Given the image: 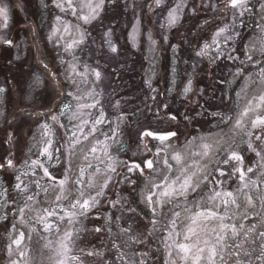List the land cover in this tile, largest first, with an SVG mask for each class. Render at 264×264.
<instances>
[{"label": "snow or ice", "instance_id": "1", "mask_svg": "<svg viewBox=\"0 0 264 264\" xmlns=\"http://www.w3.org/2000/svg\"><path fill=\"white\" fill-rule=\"evenodd\" d=\"M157 7L163 4V0H154ZM250 0H225V9L231 8L233 10L239 9V13L233 12L232 23L225 24L222 27H218L213 34L212 42L209 44L205 42L196 55L204 57L209 54L210 49L215 46L217 52L215 56H210V60L215 62V59L224 55V51L220 49L219 37L223 35V42L228 44L229 42L239 39L243 42L244 37L240 31H236V20L238 17L242 18L245 12L249 10ZM260 8V22L256 24V27L260 29L261 36L259 44L255 41H249L243 44L241 54L244 56L243 60L239 61V65L236 66L235 71L231 73L232 80L221 81V84L231 85L232 83H240L239 91H235V98L230 95L229 91H224L221 97V103L228 111H215L211 115L216 118V127L220 128V133L215 135H200L194 136L191 140L186 139L185 149L190 148L196 140H199L197 151L186 152L177 146L174 141H178L180 137L179 129H157V130H144L140 133L138 139L140 143L137 145V151L143 148L144 152L151 153V158L143 157L139 162H133L129 164L128 161H121L118 157L113 156L110 149L113 143L123 146V141L119 139L121 135L119 131V124L116 127L109 125L108 132H100L104 136V140H95L89 149L88 154H85L83 159L88 161L86 165L79 167V173L73 180L75 185L80 187L76 188V198L70 201V211L64 210V216L59 217V221H64L65 216L68 218V225L79 223V218H87L90 211L96 208L106 198V190L109 189L112 181L120 175L117 169L123 166L127 169V173L138 172L139 176L145 180L144 188L141 191V202L150 210L151 219L149 220L150 228H147L145 239L151 237L157 231L165 232L162 243L167 252L168 257L171 260V264H264V190L259 188V184L264 183V179L246 180L247 173L253 171L252 167L247 168V173L242 167L232 168L231 175L239 172V180L241 182L240 187L236 190L243 195L244 208L241 211V203L239 197L233 191L223 190V180L216 179V173H219L220 177L226 175L223 170V166L230 165L231 161L238 163L243 162V157L239 154L240 144H237L236 138L240 137V143H246L247 148L256 152V155L261 158V169H264V154L257 151L253 146V137L256 141H260L264 145V0H257ZM67 8L71 10L72 15L76 16L77 20L84 24H91L97 20L104 10L105 0H87L86 3L82 2L79 14L77 8L73 5V0H66ZM57 7L61 8V11H65L63 3H58ZM183 7V0L175 7L170 8L167 14L168 25L171 27L179 20V10ZM253 8L255 5L252 6ZM87 9V12L84 9ZM195 11V9H193ZM60 21V17L56 18ZM9 21V9L7 5L0 4V27L6 28ZM207 23V22H206ZM140 21L137 20L133 25V32L130 37L133 41V46H137ZM240 25L244 26L243 19H240ZM72 27L70 23L64 24V31L68 32ZM76 30L79 33V38L74 39L72 43L67 44L65 50L68 51L74 46H79L85 43L88 33L81 29L80 24L76 26ZM58 30H53V35ZM112 35L111 28L105 33L106 43H108L111 52H117L116 46L112 43L110 37ZM51 39V37H50ZM167 40L165 36L163 38ZM0 40L4 43L11 44V40H6L0 36ZM149 51H154V45L156 41L152 38L151 32L148 33ZM236 48L229 50V59L239 60V57H234L231 52L236 51ZM76 57L73 56V60ZM47 68V65H45ZM87 70V65H85ZM175 71V69H173ZM96 80L101 79V72L99 70H93ZM86 73L77 71V65L69 62V68L65 70L63 75L65 81H71V84L67 85L68 88H74L75 91H67L65 93H59L70 98L67 102H62L54 114L50 115V120L57 124L60 128L65 129V137L67 138V164L68 167L64 170L62 178L57 180L56 176H53L48 167L40 162L39 159L31 160V164L25 161V165L35 170L37 167L43 169V177H47L49 185L51 187H58L59 192L55 196L56 202H62L69 200L70 193H66V185L70 179L72 157L76 145L80 142V138L77 136V132L81 133L83 138L87 140L89 137L94 136L100 131L99 127L106 119L105 112L102 107V102L94 98L95 89L90 90L86 95L92 99L91 103H85L84 96L77 95L79 91V83L77 77H83ZM52 79L56 81L57 73H50ZM242 81V83H241ZM57 85L59 81H56ZM149 87H151L150 81ZM172 89L169 88L170 92ZM193 90L192 78L189 76L186 85L182 89L181 94L187 96ZM4 89L0 88V92ZM155 91V89H153ZM203 91V90H201ZM252 92L250 98L249 93ZM244 97L246 102L243 106L240 104L241 97ZM73 101L75 107H73ZM235 105L237 111L235 115H230L231 105ZM99 106V113L93 116L91 112H85V109H96ZM164 109H169L167 103L163 104ZM203 113H197L202 115ZM156 117H159V108L156 112ZM167 119L169 121H176L178 114L173 113L171 110L167 112ZM67 117L69 123L72 124V128L69 130L62 122V118ZM118 120L121 118L118 117ZM185 120H191L187 115L184 116ZM75 122V123H73ZM87 126V131L85 128ZM227 128L228 131L224 132ZM42 136L40 144L43 145L39 149L40 156H47L49 160L53 159V153L50 151L53 145L51 136L53 134L52 127L47 123L41 125ZM69 131L71 135H69ZM247 137V140H244ZM145 138H151L157 141L156 151L152 152L148 147V141ZM111 142V143H110ZM60 155L59 148L55 150ZM100 153L101 155H97ZM89 155L97 163L94 171H89L93 168V163L89 160ZM137 153L133 152V156ZM223 156V158H221ZM191 158L190 161L188 158ZM59 159V157H56ZM100 165H104L101 168ZM160 165V167H157ZM215 165V167H213ZM63 167V165H61ZM14 167L13 160L8 159L5 164H0V168ZM148 173V175H146ZM173 173H176L173 175ZM162 175V179L159 181L156 176ZM27 175V173H24ZM261 177H264V171L260 173ZM42 177V178H43ZM85 177H87L85 179ZM102 177V182L98 178ZM230 178V175H229ZM18 183L15 185L16 189L22 192L27 191V186L21 188V177L17 176ZM124 180L135 184L136 182L130 180L127 174L124 175ZM120 182V181H117ZM211 185L209 193L207 194V206H205L204 197L195 198L199 196V192L204 187ZM217 185L221 186L217 189ZM37 187H40L39 182L36 183ZM85 189L94 190V195L87 194ZM256 189L255 198L251 194V190ZM47 193L48 189H43ZM248 190V191H245ZM6 194V190L0 195ZM39 195V193H36ZM190 196L194 197L190 199ZM121 197H117L116 200L111 201L113 206L120 204ZM32 195H26V201L23 207L18 209V214L21 218V224L25 223V209L29 207L28 201H32ZM257 201L259 202L260 211H253L256 208ZM171 205L168 208V213H164L163 209L166 206ZM59 206V204H58ZM99 210V209H97ZM43 214H38L36 217V223L43 226V230L46 233L51 234L52 225L49 224L48 218L56 216L55 208L52 210L43 209ZM129 212L136 213L135 208H129ZM182 213L184 214L182 218ZM258 217L256 223L246 225L244 221L249 219V216ZM161 217H163L167 223H162ZM119 219V217L117 218ZM187 223H184V221ZM231 221V222H228ZM107 222H111V216H107ZM183 224V228L178 225ZM211 225V227L209 226ZM12 229L16 231V225H12ZM31 232H37V228H32ZM94 232L100 233L104 231V228L97 227L93 229ZM107 231L110 233L111 228L108 227ZM121 232L127 235V240L124 241V247H131L133 242L142 243L140 239V233L133 235L131 233V225L127 229H121ZM56 233L58 239L53 241L46 237H41L45 241L43 247L49 249L52 255L49 256V264H83L79 255H73L74 237L78 236L79 230L74 227L69 230L65 229L63 234L60 235L59 224L56 225ZM31 239V236L28 237ZM25 239V233L19 231L18 235H15L11 239V242L7 245V251L11 256L13 253V245L16 246L18 255L23 258L25 253L20 251V246ZM251 244L249 248L247 245ZM257 244L259 248L258 255L255 256V262L251 259L253 254L257 251ZM113 248L117 249L115 259L102 260L101 264H147L146 257L147 252L139 253L137 258L136 252L126 254L121 250V245L113 242ZM81 251H84L81 249ZM175 252L177 259H171ZM87 256H96L102 258L104 252L97 249H92L86 252ZM247 258V259H246ZM10 264H21L20 260H11ZM23 264H32L31 260L25 259ZM166 264H169L166 261Z\"/></svg>", "mask_w": 264, "mask_h": 264}, {"label": "rangeland", "instance_id": "2", "mask_svg": "<svg viewBox=\"0 0 264 264\" xmlns=\"http://www.w3.org/2000/svg\"><path fill=\"white\" fill-rule=\"evenodd\" d=\"M121 0H105V5H104V10L101 13L100 17L93 21L91 24H84L83 22H80L77 20L76 16L72 15V12L70 9L67 8V4H66V0H35V6L37 5L38 7V16L39 14H41L42 12H50L49 13V17L44 15V19L43 22L45 23V25L43 26V32L39 35L42 36V38L39 39V41L43 42V40L47 43V47L49 48V50H52L53 52V58H52V64L50 67L54 68V71L56 73L60 74V77H63V75H61V73H64L66 69L69 68V62L71 63H75L78 67H77V71L81 72V73H86L85 76L83 77H77V81L79 83V91L76 92L77 95H81L84 96V101L85 103H91L92 99L87 97V93L92 90L95 89V95L94 98L97 100H100L102 102V107L103 110L105 112V116L106 119L104 121V123L99 127L100 131L97 132L94 136L89 137L87 140H85L83 138V136L81 135V133L77 132V136L80 138V142L76 145L75 150H74V155L72 157V166H71V173H70V179L68 184L66 185V193H70V197L69 200H64L62 202H56L55 201V196L56 194L59 192L58 187L54 188L51 187L48 183V181L46 180V177H43V169L37 167L35 170H33L31 167L26 166L25 165V161H28V164H31V160L33 159H39L40 162L42 164H44L45 167H52L54 165H57V169H54V173H59L61 175V178L64 175V170L65 168L68 167L67 164V152L65 151V149L67 148V138L65 137L64 133H65V129L64 128H60L57 124H55L54 122H52L50 119H44L45 117H41L38 116L34 119L33 117V121L31 122L30 118H32V116L29 114L31 113L32 115H36V113L33 111L35 109H29L30 106H35L34 108H36L38 111H41V109L44 107L42 105L39 106V101L36 100V88L31 84L29 85V91L26 92L25 90L22 91V93L20 92V90H15L14 87H12L11 93L15 94L16 97H14L10 102L13 104V106H15L14 108H20L18 110V119L19 121H23L21 123H18L19 125L22 124L21 129H17V136L13 137V144L16 145V147L18 146L19 148V154H18V159L20 161V164L17 165V167L13 170V172L15 173V177L13 178L12 183H6L4 180H0V193H3L4 190H6V194L0 195V216H3V219L8 220L7 222L10 221V224L12 223L16 225V230L20 225V229L21 231H23L25 233V239L23 240L21 246H20V251H23L25 253V256L23 258H21L18 255V252L16 251V246L13 245V253L10 256L8 251L7 253L0 259V263L8 260L5 264H10L11 260H20L21 264H23V261L25 259H29L31 260L32 264H49L48 258L49 256L52 255V252L49 249H46L43 247V244L45 243V241L43 239H41V237H46L48 239H52L53 241H55L56 239H58L57 233H56V225L59 224L60 227V235L63 234L65 229H69L71 230L73 227L75 229L78 228V230H82V218H79V222L75 223L74 226L73 225H68L67 223V217L65 216L64 221H59V217L60 216H64V210H71L70 209V201L74 200L76 198V188L80 187L79 185H75L73 183V180L75 179V177L78 175L79 173V167L86 165L88 163V161H85L83 159L85 154H88L89 149L91 148L92 144L95 142V140L99 139V140H104V136L100 134V132H108L109 131V125H111L112 127H116L117 124H119V131L121 133V135L119 136V139L123 141V146H119L115 143L112 144L111 146V153L113 156L118 157L121 161H128L129 164L130 162H132L134 160V158H143V157H148L151 158V154L150 153H146L144 152L143 148H140L139 151H137V145L140 143L138 137L141 133V129L140 131H138V135L136 137V139L133 140V138H130V136H126L125 138L123 137V134H127V131L129 130V119L126 115V113H128L131 110V106L125 107L126 109L123 108L122 104L124 100L126 101H130L131 97L130 95H124V96H117L114 97V92H113V86L111 83V72H109L108 70L105 71L100 65L99 68H101V79L100 80H96L95 75L92 74L94 73L93 70H97L96 67V63L93 62L94 58L92 56H94V51L90 50L91 52H88V46L89 44L92 45H96L99 44L101 41L102 42V46L106 52V54L109 57V60L111 61V57L114 56L113 52H111L108 43H106V39H108V37L105 36V33L108 31L109 28H111L112 30V35L110 37L111 41H113V36H116V34H118V36H121V30L120 28L115 26L116 24H120L121 25V20L118 21L119 18H121L122 20L124 19V16L121 15L119 16L118 14V9L115 10L114 15H112V10H111V5H117V3H120ZM123 1V0H122ZM84 2L86 3L87 0H73V5L77 8L78 10V14H79V9L81 6V3ZM145 3L150 2L153 5V8L148 11L145 15H144V19L145 22L148 20L150 24H147V28H145V26L139 24V32L140 35L138 37V41H137V47L141 48V46L143 47V54L146 55V57H148L145 60V65L143 67V72H144V83L146 84V86H148V88H150V92H151V98L152 100H154L152 109L154 110L155 114L157 112V109L159 108V117L157 118L156 115H154L152 117V120L154 122H156L157 124H160V129H179L180 131V137L178 141H174V143L177 144L178 147H180L181 149H184L186 152L189 151H197L198 150V145L200 143L199 140H196L194 142L193 145L190 146V148L185 149V141L186 139L191 140L192 137L194 136H200V135H209V134H217L220 133L221 129L216 127V118L213 117L211 115L212 112L215 111H228V109H226L224 107V105L221 103V97H222V93L224 91H229L230 95L233 97V99L235 98V91H231V89H235L236 91H239L240 89V83H232L231 85L228 84H224L223 88H221V90L219 91V98L216 99L215 105L214 107L211 109V111H209V115H205L203 112H205L204 110V106L202 107L203 110H197L198 112H191L187 115L188 117L191 118V120H185L184 119V114L181 113L182 109H177L175 114H178V119L176 121H169L167 119V112L169 111L168 109H164L163 108V104L167 103L169 104V99L170 96L166 95L163 97L162 100H160V90L157 87H155L154 84V80L155 77L157 76V70L154 69V61L151 62V60H154L158 54L160 53H164V48H163V44H166L167 40H164L163 38L165 36H170V29L172 27L178 26L179 24H181V22L183 21H187L186 19H184L186 17L187 11L192 13V12H196L195 14H200L202 11L205 12V16L201 15L200 17L204 18L205 17H215L217 18V14H219V24L217 26L218 27H222L225 24H231L232 23V16H233V12L236 11L237 14L239 13V9L233 10L231 8H227L225 9L224 4H225V0H183V7L179 10V20L177 21V23H175L173 26H169L168 25V21H167V14H168V10L170 8L175 7L178 3H181V0H163V4L161 6H159L158 8L162 9L159 12V15H155L154 19H152L153 17V12H154V7H155V2L154 0H144ZM58 3H63L64 7H65V11H61L60 7H57ZM109 3H113L111 5H109ZM125 3V1H124ZM144 4V3H143ZM151 5V6H152ZM255 5V7L253 8L252 6ZM135 5H131L132 8L129 9L130 15H133L131 18L139 20L138 17V13L140 12H136L135 9L136 7H134ZM249 10L247 12H245V15L240 18L238 17V19L236 20V31H240L241 34L244 37L243 42H241L239 39L229 42L228 44H225L223 42V35L221 37H219V42H220V49L222 51H224V55L219 56L218 58L215 59L216 63L218 60L223 59L224 61L226 60V66L227 67V74H225L223 77H227L226 81H230L232 80V76L231 73L235 71L236 66L239 65V61L244 59V56L241 54V50L243 49V44L244 43H248L250 40L251 41H255L257 43V45L259 44V39L261 36V32L260 29L255 27V25L253 26V23L255 24L254 19H257V23L260 22V8H259V3L257 2V0H250L249 5H248ZM10 9V8H9ZM193 9H195V11H193ZM51 10V11H50ZM11 11V9H10ZM85 12H87V9H84ZM41 12V13H40ZM46 12V13H47ZM202 12V14H204ZM250 12V13H249ZM247 13L249 14L247 16ZM44 14V13H43ZM128 16V17H129ZM140 16V15H139ZM57 17H60V21H57ZM149 18V19H148ZM151 18V19H150ZM201 18V19H202ZM115 19V20H114ZM127 19V17H126ZM240 19H243L244 21V26L240 25ZM41 19H40V23H41ZM39 22V21H38ZM70 23V25L72 27L69 28L68 32L64 31V24L65 23ZM136 20L131 21V23L128 21H125V27H126V36L127 39L129 41V44L133 46V41L130 37V34L133 32V25L136 24ZM156 22H159L160 25H157ZM204 23L205 21H201V23ZM80 24L81 29H83L84 31H86V33H88L87 38L85 43L79 45V46H74L72 49H69L68 51L65 50V47L67 44L72 43V41L74 39H78L79 38V33L76 30V25ZM247 23V26H246ZM144 24V25H146ZM185 25V24H184ZM8 28L11 27L10 25H7ZM247 27V28H246ZM217 28L213 31L212 33V37L213 34L216 32ZM7 29L0 27V36L3 35V31H5ZM57 29L58 31L56 32L55 35H53V30ZM37 30V28H36ZM149 31L151 32L152 36H155V41L156 44L153 46L154 47V51H149V40H148V33ZM199 32V31H197ZM125 31L123 32V36H124ZM146 33V34H145ZM99 36H98V35ZM187 35V31L185 33ZM142 36V39H141ZM161 36H163L161 38ZM188 36V35H187ZM4 39L8 40L10 37L7 36L6 32L5 34L2 36ZM15 40H17V45H18V50H20V48H22V43L21 40H19V36H14ZM51 37V39H50ZM96 37H101L100 40L95 41ZM104 37V38H103ZM157 37H158V41H157ZM28 40V39H27ZM143 42H142V41ZM89 41V42H88ZM145 41V42H144ZM27 42V41H26ZM28 42H30L28 40ZM44 42V43H45ZM114 42V41H113ZM148 42V43H147ZM212 40L209 41V44H211ZM115 43V42H114ZM144 43V46L142 45ZM1 44H4L3 40H0V47ZM199 45L201 43H198ZM45 46V45H42ZM99 47L98 46L96 48V51L99 53ZM52 48V49H51ZM95 48V47H94ZM117 48V46H116ZM231 48H236L237 50L234 52H231V55L234 57H239V60H233V59H229L228 55H229V50ZM15 43L13 45V50H12V58L14 59L15 62H19V59L16 57V52H17ZM160 49V52L157 53V50ZM192 50L194 49L193 46L191 48ZM141 52V50H140ZM217 52V48L215 46H213L210 51L209 54L207 55V57L210 56H215ZM26 52H23L21 56L25 55ZM27 55V53H26ZM81 57H80V56ZM73 56L76 57L75 60H73ZM174 60L176 59L175 57H173ZM61 61V64H59V62ZM108 61V59H106ZM105 59L102 60L101 65L105 66V62H107ZM13 61V62H14ZM58 63H57V62ZM109 61V62H110ZM79 63H81V65L79 66ZM87 63V64H86ZM59 64V67H58ZM100 64V63H99ZM85 65H87V70L85 69ZM25 67H28V65L25 62ZM196 68V67H194ZM17 69V68H16ZM159 70V69H158ZM35 73V72H34ZM36 74V73H35ZM103 74V75H102ZM105 78H104V77ZM169 76L171 77V75L169 74ZM34 78V77H33ZM49 78L51 79V77L49 76ZM173 81L176 82L178 81L179 77L176 76V74L173 75ZM64 79V77H63ZM56 80H59V77L56 76ZM62 80V78H61ZM151 83V87H149V82ZM223 81V80H222ZM179 82V81H178ZM64 87H63V93L67 92V91H75L74 88H68L67 85L71 84V81H65L64 80ZM242 83V81H241ZM185 84L181 87L178 86V88H176L175 90L172 89L171 91H178L180 93V91L182 92V89L184 88ZM14 86V85H12ZM27 86V85H25ZM55 86V85H53ZM3 86H0V88ZM17 87V86H15ZM48 91L52 90L53 94L54 92L57 93L56 89L54 90V88L52 87V81L49 80V82H47V86ZM192 88L194 91V93L196 95H200L198 94L199 90V86L196 89V82H192ZM3 89V88H2ZM25 89V88H24ZM62 89V85H60V90ZM153 89H155V91H153ZM6 91V89H5ZM3 92L2 95H4L6 92ZM200 91V90H199ZM167 94H170L169 91H167ZM233 92V93H232ZM153 93V94H152ZM202 93V92H201ZM194 94V95H195ZM253 93L250 92L248 98L251 97ZM111 95V96H110ZM20 97H22V101L23 103L19 100ZM110 97V98H109ZM68 97H66L65 95H62L61 98V102H67L68 101ZM196 100V106L198 107L199 101H197V98L195 97V99L193 101ZM25 102V103H24ZM110 102V104H109ZM246 102L245 98L242 96L240 99V104L241 106L244 105V103ZM59 103H57V106L60 105ZM220 104V107L219 105ZM124 106L126 104H123ZM22 106V107H21ZM139 106V112L141 114L145 115L146 113H148L150 111L149 107L151 106V104H149V106L146 107V105H143L141 103H138ZM171 106L173 107V109H176L175 104H171ZM73 107H75V102L73 101ZM231 111L229 112L230 115H235L237 108L235 107V105H231ZM141 109V110H140ZM7 107L3 106L0 104V129H2V131H0L2 135H4V128L6 127V116L9 114V111L6 112ZM33 111V112H30ZM121 112V116H118V113ZM144 111V113H143ZM85 112H91L93 114V116L98 115L99 113V106L96 109H85ZM197 113H203L202 115H197ZM54 114V113H53ZM25 115H28V117L25 118ZM121 117L120 120H118L117 118ZM5 118V119H4ZM123 118V119H122ZM28 120V121H25ZM25 121V122H24ZM47 122L53 129V134L51 136V139L53 140V145L52 148L50 149V151H52L53 153V159L49 160L47 158V156H40L39 155V149L41 147H43L42 144H40L41 141V136H42V129H41V125L43 123ZM62 122L66 125L67 129H71L72 128V124L68 122L67 117L62 118ZM15 123V122H14ZM75 123V122H73ZM15 127V126H14ZM17 128V127H16ZM157 130V129H154ZM87 131V126L85 128V132ZM228 129L225 128L224 132H227ZM3 132V133H2ZM69 135H71V132L69 131ZM19 136V138H18ZM247 137H244V140H247ZM236 142L237 144H240V147L238 149L239 154L244 156L245 154L247 155L248 153L251 154V156L248 159H244L243 157V162L238 163L236 161H231L230 165L227 166H223V170L225 171L226 175L224 177H220L219 173H216V179L219 180H223L224 183L222 185L223 190H227V191H233L238 197H239V202L241 203V211H243L244 208V198L243 195L239 192H236V190L240 187L241 182L239 180V172L235 173L234 175H231L232 172V168H240L242 167L244 169V171L247 173V168L248 167H252L253 171L251 173H247L246 175V180H256V179H264V177L260 176L261 171H264V169H261L260 165H261V158L259 156L256 155V152L250 150L247 148L246 143L241 144L240 143V137L236 138ZM111 143V142H110ZM156 144L157 142L153 143L151 146V142L148 143L149 146H151L152 151L155 152L156 151ZM253 146L256 148L257 151L261 152L262 154H264V145L261 144L260 141H256L253 137ZM59 148L61 150V152H63V155H60V153H57L55 150ZM154 149V150H153ZM133 152H136L137 155L133 156ZM97 155H101L100 153H97ZM56 157H59V159H56ZM221 158H223V156H221ZM190 161V157L188 158ZM89 160L93 163V168L90 169L89 171H94L95 169V165H96V161L93 160L92 156L89 155ZM63 165V167L61 166ZM101 168L104 167V165H100ZM123 166L118 167L117 171L122 168ZM157 167H160V165H157ZM213 167H215V165H213ZM122 174L119 175L117 177L118 184L122 185L123 183L127 182L126 180H124V175L127 174V176L129 177V175L133 176V172L132 173H127V169L125 167H123L122 169ZM24 173H27V175H24ZM139 175V173L134 172V174ZM176 173H173V175H175ZM146 175H148V173H146ZM154 176H156V179L159 181L160 179H162V175H156V174H152ZM230 175V178H229ZM20 176L21 177V188H24L25 186H27V191L26 192H22L19 189L15 188V185L18 183V181L16 180V177ZM43 177V178H42ZM87 177H85L86 179ZM100 182H102V177L98 178ZM130 179V178H129ZM138 182L133 185V188H135L136 190V199L137 200H133L131 197L127 203V201H124V203L126 205H124L125 207H127V209L129 208H135L136 210L139 209L141 207H144L145 204L141 202V191L144 188L145 185V180L143 178H141L140 176H138ZM117 182V180H115ZM39 182L40 187L36 186V183ZM114 184V180L112 181V183L110 184L111 188ZM211 187V185L204 187L202 191L199 192V196L195 197V198H200V197H204V202H205V206H207V194L209 193V188ZM217 189L219 190L221 186L217 185L216 186ZM47 188L48 191L47 193H45V191L43 189ZM259 188L261 190H264V183L259 184ZM87 194H92L94 195V190L91 189H85ZM248 191V190H245ZM109 189L106 190V195L108 194ZM36 193H39V195H36ZM251 194L253 195V197L255 198L256 196V189H252L251 190ZM26 195H32L33 196V200L32 201H28L27 203L29 204V207L25 209V216H24V221L25 223L21 224L20 220V216L18 214V209L20 207H23L26 201ZM113 195V194H112ZM119 195V194H117ZM110 196V195H109ZM107 197V196H106ZM111 197V196H110ZM194 197L190 196V199H193ZM105 199H102L101 203L105 202ZM123 199V197H122ZM121 199V200H122ZM126 200V199H123ZM132 200V201H131ZM123 203V202H122ZM59 204V206H58ZM144 206H142V205ZM146 207V206H145ZM171 207V205L166 206L163 211L164 213H168V208ZM53 208H55L56 211V216L54 217H49L48 221L49 224L52 225V230H51V234L44 232L43 230V226L42 225H38L36 223V217L38 214H43V209H48V210H52ZM146 209L149 211L147 216L144 218L145 220H147V223L144 222V229L145 233L147 231V228H150L151 225L149 224V220L151 219L150 216V210L146 207ZM143 212L144 210L141 209ZM255 212H259L260 211V207H259V202L257 201L256 204V208L253 210ZM136 213H139L138 211H136ZM110 215L111 216V222L109 223L111 226L112 224V216L110 213L107 212V214L105 215L106 221H107V216ZM120 215V214H118ZM133 215H135V213H133ZM184 214L182 213V218H183ZM11 220H10V219ZM116 218H118L116 216ZM121 218V217H119ZM141 218V217H139ZM104 219V218H103ZM162 223H167V221L161 217L160 218ZM258 220V217L256 216H249V219L247 221H244V223L246 225L251 224V223H256ZM231 222V221H228ZM184 223H187V221L185 220ZM12 225H10L9 230L7 229V235H6V249H7V245L11 242V239L14 238V235L11 233L12 229ZM180 228H183V224H179L178 225ZM211 227V225H209ZM32 228H37L38 231L37 232H31L30 230ZM92 231L94 228H91ZM91 231V232H92ZM94 232V231H93ZM34 233V234H32ZM117 233V231L114 234H110V241L112 242L115 234ZM144 233V234H145ZM82 235V233L80 234ZM78 234V236L74 237V240L78 241L80 240L82 237H84V234L82 236H80ZM166 235L165 232H161V231H157L155 234H153L151 237H148L145 240L146 243V247L149 245V239H153V244L155 245L156 250L159 251V253L162 254L160 255V259L161 256L163 258V260H161L160 264H166V261L169 262V264H171V260L167 255V252L163 246L162 240L163 237ZM0 236L5 237L4 235V231L3 228H1L0 231ZM31 236V239H29L28 237ZM37 239L38 242H40L41 246H38L36 243H33V240ZM113 243V242H112ZM30 244V245H29ZM116 244L121 245L119 242H116ZM77 247V246H76ZM76 247H73V252H76ZM94 248V247H93ZM121 248H123V245H121ZM91 249H88V251ZM72 252V254H74ZM126 254H129L128 251H124ZM171 259H177L175 256V252H173V256ZM179 264V262H178Z\"/></svg>", "mask_w": 264, "mask_h": 264}, {"label": "trees", "instance_id": "3", "mask_svg": "<svg viewBox=\"0 0 264 264\" xmlns=\"http://www.w3.org/2000/svg\"><path fill=\"white\" fill-rule=\"evenodd\" d=\"M111 1V0H108ZM125 1V3H124ZM144 3V4H143ZM113 3H109L111 5ZM131 5H135L136 7L135 11L140 12L138 13L140 26L143 25L145 28H147V24H150L148 22H145L144 15L150 11L153 8L152 3L147 2L145 3L144 0H121L120 3H117V5H111L112 15H114L115 10L118 11V15L124 16V19L121 18L118 19V21L121 20V25L116 24L115 26L120 28L121 30V36H113V42L112 43L117 46V52H113L114 56L111 57V61L109 60L108 55L106 54L102 42L99 41V44L90 45L89 44V50L90 53L92 50L94 51V56H92L94 59L93 62L96 63L97 70L101 72V68H99V65L105 70L111 72V83L112 88L114 92V97L117 96H124V95H130L131 99L130 101H122L123 104H126L125 106L122 104L123 108L131 106V110L126 113L128 114L127 117L129 119V130L127 131V134H123V137L130 136V138L136 139L137 135L139 134L138 131L143 130L145 128L150 129H160V124H157L152 120V117L155 115L154 110L152 109L154 100L151 98V92L150 88L146 86L144 83V72L143 67L145 65V60L148 58L145 54H143L142 46L134 47L129 44V41L127 39L126 34V27H125V21H128L131 23V21H134L136 19L131 18L133 15H130L129 9L132 8ZM152 5V6H151ZM153 12V18L155 20V15H159V12L162 10L158 8L156 5L154 7ZM38 7L35 6V0H21V14L14 10L13 15L16 18V21H14L15 25H19L16 29H11L10 34H13L14 36H21L23 39L21 40L22 48L18 51V59L19 62H15L12 58V50L13 46H1L0 48V84L5 85L7 88V100L9 101L12 97L11 94V87L12 84L14 85L15 90H20L21 92L23 90L29 91L28 86L32 84L33 80L35 79V75L42 76L44 78V85L38 86L36 89V100L39 101V106H44L41 111L49 112L50 110H56L57 109V103L60 101L62 95L59 93H63V87H64V79L63 77H60V74L57 73V77H59V84L57 85L56 81H52L49 78L51 72H55L53 67H50L52 64V58H53V52L52 50H49L47 47V43L43 40V42L39 41L40 38H42L41 34L43 32V26L45 23L43 22L44 15L49 17L50 12H40L38 16ZM51 11V10H50ZM203 12V11H202ZM195 14L194 12L190 13L187 11L186 19L187 21L181 22L178 26L172 27L170 30V36H166L168 41L166 44H163L164 53H160L157 55V57L154 60H151V62L154 63V69L157 70V76L155 77L154 84L155 87L158 86L160 90V100L163 99V97L166 95L170 96L169 99V109L172 112L177 111V109H182V114H188L191 112H198L197 110H203V106L205 107L203 112L206 116L209 115V112L215 105L216 99L219 97V91L221 88H223V84H221V81L225 79L223 77L225 74H227V67H226V60L224 61V58L217 61L216 63H213L209 57H199L196 55V52L199 51L205 42H208L211 39V35L213 31L217 28L219 24V14H217V18L215 17H205L204 20L201 15L204 14ZM44 13V14H43ZM129 16V17H128ZM127 17V19H126ZM202 18V19H201ZM40 19L42 20L40 23ZM149 19V18H148ZM151 19V18H150ZM115 20V19H114ZM39 21V22H38ZM201 21H205L204 23ZM207 22V23H206ZM147 23V24H146ZM146 24V25H144ZM157 25H160L159 22H156ZM185 24V25H184ZM37 28V30H36ZM124 36H123V32ZM187 31V35L185 34ZM199 31V32H197ZM146 34V33H145ZM98 35V34H97ZM99 36V35H98ZM163 36H161L162 38ZM24 38L25 42L24 43ZM104 38V37H103ZM152 38L155 40V36H152ZM30 42H28V40ZM101 37H96L95 41L100 40ZM142 39V36H141ZM142 41V40H141ZM158 41V37H157ZM45 42V43H44ZM89 42V41H88ZM143 42V41H142ZM145 42V41H144ZM148 43V42H147ZM198 43H201L200 45ZM45 45V46H42ZM144 46V43L142 44ZM99 47V53L96 51V48ZM149 46V43H148ZM193 46V50L191 49ZM95 47V48H94ZM18 48V45L16 46ZM24 51L25 55L21 56ZM91 50V51H90ZM141 50V52H140ZM160 52V49L157 50V53ZM80 56V55H79ZM81 57V56H80ZM175 57L176 59L174 60ZM108 59L107 62H105V66L101 65L102 60ZM14 61V62H13ZM60 61V60H59ZM58 61V62H59ZM110 61V62H109ZM25 62L28 65V67H25ZM57 62V61H56ZM57 62V63H58ZM100 63V64H99ZM61 64V61L59 62ZM58 64V67H59ZM87 64V63H86ZM45 65H47V68H45ZM81 63H79V66ZM78 67V66H77ZM196 67V68H194ZM17 68V69H16ZM159 69V70H158ZM175 69V71H173ZM36 74H35V73ZM46 72V73H45ZM56 73V72H55ZM171 75V77L169 76ZM176 74L177 77H179L178 81H173V75ZM103 75V74H102ZM191 76L192 82H196V89L199 86L198 94L199 96L192 91L187 96H184L178 91H174L176 88L181 87L187 83V80ZM34 77V78H33ZM104 77V76H103ZM62 78V80H61ZM105 78V77H104ZM49 80L52 81V85H55L57 93H52V90L48 91L47 82ZM27 85V86H25ZM60 85H62V89L60 90ZM17 86V87H15ZM25 88V89H24ZM172 88L173 91H170V94H167L168 89ZM203 90V91H201ZM202 92V93H201ZM153 94V93H152ZM195 94V95H194ZM111 96V95H110ZM199 101L198 107L196 106V100ZM110 98V97H109ZM59 102V103H60ZM138 103H141L143 105L151 106L149 107L150 111L146 113L145 115L141 114L138 111L139 106ZM110 104V102H109ZM171 104H175L176 109H173ZM35 106H30L29 109H35V111L39 112ZM13 110V109H12ZM141 110V109H140ZM119 112V111H118ZM121 112L118 113V116ZM144 113V111H143ZM18 110L13 111L12 118L15 120L10 119V122L13 123V126L7 125L5 127V130H7L8 133H11L13 136L16 135L18 127L22 126L21 123L23 121H19L18 117ZM28 117V115H25V118ZM121 118V117H120ZM123 119V118H122ZM31 120V118H30ZM28 121V120H25ZM24 121V122H25ZM15 122V123H14ZM32 122V121H31ZM16 125L17 129L14 127ZM180 132V131H179ZM2 135V134H1ZM7 136V133H6ZM5 138L0 139V162L3 163L5 159H11V152L8 151L9 148H11V144H8V147L4 145ZM154 143V141H153ZM248 158L251 156V154H247ZM247 158V159H248ZM141 158H134L132 162H139ZM6 168V167H5ZM3 174L6 175V177L9 181L11 180L9 173H6V170L1 171ZM122 174V171L120 172ZM138 173V172H137ZM120 174V175H121ZM133 176L129 175L130 180L135 181L136 183L139 181L138 176L134 172L132 173ZM118 181V180H117ZM113 194V195H112ZM117 194H120V197L126 200H121L120 204H117L116 206H113L111 204V201L116 200L118 197ZM136 190L133 188L132 183L125 182L122 185L115 183L112 188H110L108 195L105 199L104 203H100L97 205L96 208L92 209L87 216V218L81 217L82 225H83V231H84V237H82L78 242V246L76 249L77 255L81 257V260L83 261V264H101L102 260H109V259H115V254L117 252L116 248L112 247V242H119L121 245H123V248H121L122 251H128L130 254L131 252L137 253V258L139 257V253L141 252H147L148 256L147 264H160L161 260H163L162 256L160 259V255L158 250H156L155 245L153 244V239H149V245L146 247V243L143 237V234L145 233L144 229V218L141 214L129 212L124 201H129L128 197L132 198L133 200L136 199ZM111 197H110V196ZM132 201V200H131ZM123 202V203H122ZM99 209V210H97ZM139 212V210H137ZM110 213L112 216V225L106 221L105 215ZM120 214V215H118ZM121 217L119 219L116 218ZM141 217V218H139ZM104 218V219H103ZM118 222V225L116 223ZM144 221V222H143ZM258 221V220H257ZM8 224L7 221L0 224V231L1 228L6 229V225ZM129 225H131V233L133 235H136L137 233L142 234L140 239L143 241L142 243H135L133 242L131 244V247H124V241L127 240V235L122 233L120 229H127L129 228ZM121 226V228H118ZM102 227L104 228V231L100 233L93 232L91 228H97ZM111 228V234H114L116 231L112 242L110 241V234L107 231V228ZM92 231V232H91ZM5 239L0 237V259L7 253ZM40 246V245H38ZM94 247V248H93ZM247 247L251 248L252 245L249 244ZM83 249L84 251H81ZM88 249H97L104 252V256L102 258L96 257V256H87L86 252ZM259 248L257 244V251L253 254L251 259L255 262V256L258 255ZM247 259V258H246ZM7 261V260H6ZM6 261L0 263L5 264ZM117 264H119V261H117Z\"/></svg>", "mask_w": 264, "mask_h": 264}, {"label": "flooded vegetation", "instance_id": "4", "mask_svg": "<svg viewBox=\"0 0 264 264\" xmlns=\"http://www.w3.org/2000/svg\"><path fill=\"white\" fill-rule=\"evenodd\" d=\"M6 2H8V4H9L10 6H11L12 3L14 2L15 5L18 6L20 0H0V4H4V5H6ZM18 10H19V12H21V8H20V7H18ZM20 14H21V13H20ZM9 18H11L10 12H9ZM16 18H17V17L14 16V21H16ZM1 138H2V137H1ZM1 138H0V139H1ZM4 145L7 146V145H8L7 142L4 141ZM15 163H16V162H15ZM15 163H14V166H15ZM10 168H12V167H10ZM0 169H1V168H0Z\"/></svg>", "mask_w": 264, "mask_h": 264}]
</instances>
